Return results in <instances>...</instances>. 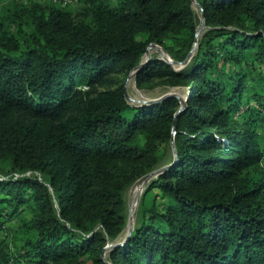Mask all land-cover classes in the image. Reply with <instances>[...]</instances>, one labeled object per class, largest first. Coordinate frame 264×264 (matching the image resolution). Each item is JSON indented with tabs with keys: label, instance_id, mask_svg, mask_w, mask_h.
I'll return each mask as SVG.
<instances>
[{
	"label": "trees",
	"instance_id": "1",
	"mask_svg": "<svg viewBox=\"0 0 264 264\" xmlns=\"http://www.w3.org/2000/svg\"><path fill=\"white\" fill-rule=\"evenodd\" d=\"M47 1L0 21V264H106L173 140L111 263L264 264V0H196L198 40L193 0ZM132 73L187 107L130 105Z\"/></svg>",
	"mask_w": 264,
	"mask_h": 264
},
{
	"label": "rangeland",
	"instance_id": "2",
	"mask_svg": "<svg viewBox=\"0 0 264 264\" xmlns=\"http://www.w3.org/2000/svg\"><path fill=\"white\" fill-rule=\"evenodd\" d=\"M22 2H24L25 4L30 5L33 0H1L0 2V21L6 22L5 19H9V21H11L13 14L19 10V7L22 5ZM43 2H45L46 4H48L47 0H43ZM62 3H64V5H67L68 7H70L71 10H73L76 14H83L85 12V8L86 5L84 3H82L81 0H62ZM198 3V2H197ZM194 9L196 11V13L198 14V16L200 17V25H201V10L198 7V5L196 4V0L194 2ZM206 28L203 25L202 28V32L200 35L201 36L204 34ZM196 54V49L190 52V59H187V63H179V64H175L172 56H170L168 53H166L164 50H162L160 47L158 48H154V47H150V49L148 50V54L146 55L147 59H152V58H156V59H162L166 62H168L172 68L176 71L182 70L184 69V67L188 64V62H190L191 58ZM144 60V61H146ZM135 74H130L129 76L126 77L125 79V84H126V92H127V96H128V102L130 105L132 106H141V105H153V104H158L159 101H165L170 97H177L182 101V106L183 108H186L187 103L186 100L189 96V90L186 87H175V86H170L168 84H166L163 80H155L152 83L149 84H141L138 85L137 82L135 81ZM125 77V76H123ZM79 89H86L85 85H79L78 86ZM175 142L174 140L171 142V145L166 149V151L164 152V159H163V163L161 167H159L158 169L164 168L168 165L167 164L171 159L172 156L171 154L174 153L175 154ZM157 169V170H158ZM153 179H156V177H154ZM151 179L146 186L143 189V192H141L140 196H139V200L137 203V209L136 212L134 214V222L133 224L135 225V221H136V216H137V211H138V207H139V203L140 200L143 196V194L145 193V191L147 190V188L149 187L151 181L153 180ZM137 184V182L130 187L126 193H125V200H126V210H127V224H126V228L124 231L123 236L115 243V245L111 244L110 248L107 249L105 251V253L103 254V260L106 262V264H112L111 260L109 259V252H111L114 249V246H116L117 244H122L126 241L128 234H129V230H130V215H131V202H132V190L134 188V186ZM13 222H11V227L12 225H14L13 223H15L16 225H20L19 223V218L15 217L13 220ZM133 225V227H134ZM14 227V226H13ZM134 230V229H133Z\"/></svg>",
	"mask_w": 264,
	"mask_h": 264
},
{
	"label": "water",
	"instance_id": "3",
	"mask_svg": "<svg viewBox=\"0 0 264 264\" xmlns=\"http://www.w3.org/2000/svg\"><path fill=\"white\" fill-rule=\"evenodd\" d=\"M193 1L195 2V0H193ZM196 4L198 5V7H199L200 9H202L201 6L197 3V1H196ZM203 25H204V20L202 19V21H201V25L199 26V28H198V30H197V34H196L197 40H198L199 32H201ZM197 40H196V41H197ZM152 47H154V48H158V46H156V45H151V48H152ZM195 49H197V42L195 43L193 50H195ZM193 50H192V51H193ZM190 57H191V55L189 56V59H190ZM174 63H175V64H179V63H176V62H174ZM126 98L128 99L127 92H126ZM161 102H163V101H159V103H161ZM182 108H183V106H182ZM171 167H172V165H168V166H166V167H164V168L158 169V170H156V171H154V172L148 174L147 176L143 177V178L140 179L137 183H140V182H142V181H144V180H151V179H153L154 177L157 178L158 176H160V175L163 174L164 172L168 171ZM133 225H134V224H131V226H130L129 234H128V237H127L126 240H128V239L131 237L132 233H133V229H134ZM114 247H116V246H114ZM109 248H110V245L107 246L106 250L109 249ZM106 250H105V251H106ZM102 257H103V256H102Z\"/></svg>",
	"mask_w": 264,
	"mask_h": 264
},
{
	"label": "bare ground",
	"instance_id": "4",
	"mask_svg": "<svg viewBox=\"0 0 264 264\" xmlns=\"http://www.w3.org/2000/svg\"><path fill=\"white\" fill-rule=\"evenodd\" d=\"M201 32H202V30H201ZM201 32H199L198 39L200 38ZM146 58H147V56L144 57V60H146ZM149 181L150 180H144V181H142L140 183H137L134 186L133 190H132L131 215H130V225H129V227L134 222V214H135L136 209H137V203H138V200H139V196H140L141 192H143L144 187L146 186V184Z\"/></svg>",
	"mask_w": 264,
	"mask_h": 264
},
{
	"label": "built area",
	"instance_id": "5",
	"mask_svg": "<svg viewBox=\"0 0 264 264\" xmlns=\"http://www.w3.org/2000/svg\"><path fill=\"white\" fill-rule=\"evenodd\" d=\"M55 2H62V0H54ZM64 5V3H62ZM262 166L264 168V157H263V160H262Z\"/></svg>",
	"mask_w": 264,
	"mask_h": 264
}]
</instances>
